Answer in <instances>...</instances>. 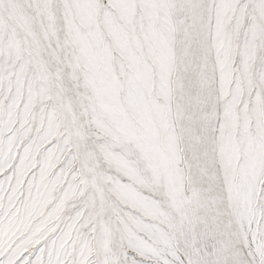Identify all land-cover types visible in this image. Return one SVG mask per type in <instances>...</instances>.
I'll return each mask as SVG.
<instances>
[{
  "label": "snow or ice",
  "instance_id": "obj_1",
  "mask_svg": "<svg viewBox=\"0 0 264 264\" xmlns=\"http://www.w3.org/2000/svg\"><path fill=\"white\" fill-rule=\"evenodd\" d=\"M0 264H264V0H0Z\"/></svg>",
  "mask_w": 264,
  "mask_h": 264
}]
</instances>
